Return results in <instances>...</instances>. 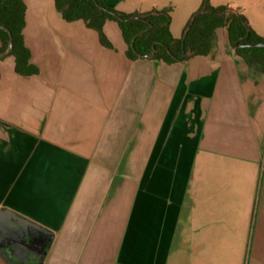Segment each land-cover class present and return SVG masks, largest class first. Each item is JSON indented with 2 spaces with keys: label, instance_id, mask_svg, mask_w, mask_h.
Masks as SVG:
<instances>
[{
  "label": "crops",
  "instance_id": "0c3cea01",
  "mask_svg": "<svg viewBox=\"0 0 264 264\" xmlns=\"http://www.w3.org/2000/svg\"><path fill=\"white\" fill-rule=\"evenodd\" d=\"M169 10L181 39L203 0H103ZM32 75L0 59V211L52 233L42 264H264V73L231 46L131 60L118 23L68 22L23 0ZM264 39V4L210 0Z\"/></svg>",
  "mask_w": 264,
  "mask_h": 264
},
{
  "label": "trees",
  "instance_id": "16d2710c",
  "mask_svg": "<svg viewBox=\"0 0 264 264\" xmlns=\"http://www.w3.org/2000/svg\"><path fill=\"white\" fill-rule=\"evenodd\" d=\"M97 2L101 8L94 0H56V7L66 21L82 20L88 28L96 30L106 46L110 44L103 33L104 24L106 21L118 23L128 46L127 56L131 60L139 59L138 54H150L154 45L156 52L152 60L166 64L177 62L183 52L186 54L191 52L196 56L209 55L215 44L216 31L225 28L230 44L236 53L242 56L256 72L264 73V48L239 47L242 44L264 43V39L247 26L248 22L240 12L224 14L225 11L230 10L226 6L213 7L210 0H203L202 7L197 13L203 11L205 13L195 18L190 31L183 40V38L175 39L171 34L169 10L148 13L146 21H126L132 17L141 16V14H122L108 8L103 0H97ZM25 10L23 0H0V26L7 28L12 34L13 49L10 55L16 59V72L21 75H32L36 73V69L30 63V51L25 45L23 35ZM151 26L150 31L141 35ZM248 32H250L249 40L242 41ZM133 41L134 47L132 46ZM9 42V33L0 29V54L8 49ZM163 44L167 45L169 50Z\"/></svg>",
  "mask_w": 264,
  "mask_h": 264
},
{
  "label": "flooded vegetation",
  "instance_id": "af4514ba",
  "mask_svg": "<svg viewBox=\"0 0 264 264\" xmlns=\"http://www.w3.org/2000/svg\"><path fill=\"white\" fill-rule=\"evenodd\" d=\"M50 237L24 225L12 234L0 230V264H42Z\"/></svg>",
  "mask_w": 264,
  "mask_h": 264
},
{
  "label": "water",
  "instance_id": "95a60500",
  "mask_svg": "<svg viewBox=\"0 0 264 264\" xmlns=\"http://www.w3.org/2000/svg\"><path fill=\"white\" fill-rule=\"evenodd\" d=\"M94 1L98 5L97 0H94ZM98 6L101 8L100 5H98ZM202 13H205V12L203 11V12H200V13H196L194 15V17L191 20L190 25L188 26V28L186 29V31L184 33L183 40L186 38L188 32L190 31L192 23L195 20V18L197 16H199L200 14H202ZM231 13H237V11L230 9V10H227V11L224 12V14H231ZM130 20L146 21V15L132 17L130 19H127L126 21H130ZM0 29H3L5 31H7L9 33V35H10V42H9L8 49L4 53L0 54V59H1V58L6 57L7 55H9L11 53V51L13 49V37H12V34L9 32V30L7 28H5L3 26H0ZM151 29H152V26L148 30H146L143 33H141V35L147 33ZM249 38H250V32H248L247 36L245 38H243L242 41H248ZM163 45H164V47L166 49L169 50L167 45H165V44H163ZM132 46L134 47V41L132 43ZM239 47H242V48H264V43L242 44V45H239ZM155 52H156V50H155V45H154L153 50H152V52L150 54H148V55H143V54H138V53L137 54L141 58L152 59L154 57V55H155ZM187 54H191V52H187ZM187 54L185 52H183L182 57L177 59V60L178 61H184L186 56H187ZM24 225L32 227L33 229L48 235L50 237V243H49L48 248L50 247V244L52 242L53 236H52V233H50L48 230L44 229L43 227H41V226H39V225H37V224H35L33 222L28 221L24 217L12 212V211H9L7 209H4V210L0 211V230H3L4 233L12 234V231H14V230H16V229H18V228H20V227H22ZM47 251H48V249L46 250L45 253H47Z\"/></svg>",
  "mask_w": 264,
  "mask_h": 264
},
{
  "label": "rangeland",
  "instance_id": "374dc122",
  "mask_svg": "<svg viewBox=\"0 0 264 264\" xmlns=\"http://www.w3.org/2000/svg\"><path fill=\"white\" fill-rule=\"evenodd\" d=\"M237 1L240 2V4H243L244 6H246V8H247L246 14H249L251 12L250 9L254 8V7H252L253 5L258 6V5L264 4V0H237Z\"/></svg>",
  "mask_w": 264,
  "mask_h": 264
}]
</instances>
